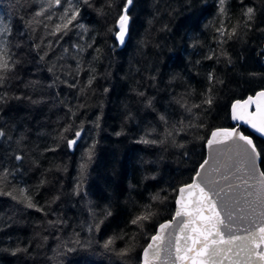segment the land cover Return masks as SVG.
<instances>
[{
	"label": "trees",
	"instance_id": "16d2710c",
	"mask_svg": "<svg viewBox=\"0 0 264 264\" xmlns=\"http://www.w3.org/2000/svg\"><path fill=\"white\" fill-rule=\"evenodd\" d=\"M125 2L79 0L80 15L74 24H83L88 31L72 27L59 39L60 34L46 35L43 24L34 25L35 31L25 27L41 0H0V17L11 29L9 40L20 45L10 51L20 63L0 88L10 97L0 104V128L6 133L0 137V170L15 169L9 182L29 187L44 209H27L0 196V264H62L57 251L68 257L67 264H141L150 237L174 214L173 189L189 183L205 159L212 130L231 125L234 100L264 88V0H226L227 15L219 13V0H133L128 38L120 45L116 20ZM247 7L256 10L250 28L243 27ZM62 11L54 8L51 21L40 19L49 25L58 23ZM221 22L228 30L240 22V34L222 42L216 32ZM76 44L86 48L79 55L85 70L78 77L59 68L49 73L53 63L66 66L65 70L76 67ZM64 48L69 52L64 53ZM45 51L48 55L42 61ZM89 66L96 70L91 85H87ZM210 72L216 82L208 80ZM56 75L68 84L78 80L77 87L53 84ZM29 81L38 86L26 88ZM208 94L214 97L211 105L192 113L182 106L185 100L189 105L201 104ZM27 97L40 101L35 118ZM161 115L167 117V125ZM181 120L185 130H174L175 144L171 138L164 144L139 142L142 136L164 139L165 128L174 124L179 128ZM190 123L203 126L188 128ZM69 125L71 131L63 132ZM81 125V137L69 149L61 134L71 139ZM242 129L253 136L258 148H264V138ZM93 144L83 192L73 195L83 154ZM17 154L23 160H15ZM261 166L264 171L262 161ZM42 179L47 181L43 186ZM57 195L60 199L50 203ZM155 195L160 199H153ZM90 208L96 213L95 222L103 221L92 231L88 230L94 223ZM146 209L154 215L143 227L130 223ZM104 210L111 215L102 216ZM55 220L66 223L48 225ZM75 233L85 247L71 242ZM109 237H116L114 250L103 248ZM65 242L75 251L64 249ZM127 246L133 248L128 256L115 255ZM16 248L27 251L13 254Z\"/></svg>",
	"mask_w": 264,
	"mask_h": 264
},
{
	"label": "snow or ice",
	"instance_id": "6c2138e0",
	"mask_svg": "<svg viewBox=\"0 0 264 264\" xmlns=\"http://www.w3.org/2000/svg\"><path fill=\"white\" fill-rule=\"evenodd\" d=\"M85 4L88 0H83ZM133 0H126L123 4L121 12L119 13L116 25L118 31L115 32L116 39L123 44L125 36L128 34V26L130 17L128 15L129 6L132 5ZM79 0H41L39 9L34 12L32 17L26 21L25 27L35 31L34 25L43 24L48 31L46 35L57 36L62 39L72 27H78L84 32L88 29L83 24H74L80 15V8L78 6ZM221 15H227L225 7L226 0H219ZM57 7H62L63 11L58 16V23L51 25L45 24L44 20L51 21L53 15L52 10ZM255 8L247 7L243 15L245 21L243 27L250 28L251 22L255 17ZM43 17L44 20H41ZM240 22L233 25L230 30L226 29L223 22L216 28L222 42L238 36L240 29ZM11 33L10 26L4 22V17H0V88L11 79L10 74L14 72L19 60L13 59L10 54L11 47H20L19 44L12 45L9 40ZM42 42H43V38ZM52 42H48V48L51 49ZM89 44L87 47H91ZM40 44H34V49H40ZM76 50V67L57 65L53 63L48 67L49 73H55L59 68L67 76H79L83 61L79 59V55L83 53L86 48L83 45H73ZM97 51H99L97 49ZM64 53H68L69 49L64 48ZM47 51L40 57L44 60L47 56ZM222 55L227 56L226 52ZM212 59V56L206 57ZM58 59H64L60 56ZM96 59V57H93ZM231 63V59H228ZM90 73L87 85H91L95 80V68L88 67ZM250 75H256L251 73ZM210 83L216 82L213 73L208 74ZM57 81L68 84L67 79H62L60 75H56L53 84ZM222 82V81H221ZM77 83L68 84L69 87H77ZM38 82L29 81L25 87H36ZM51 86V85H50ZM84 88H80L83 93ZM107 91V89H105ZM211 89H209V93ZM143 95V93H140ZM7 92H0V104L6 103L9 99ZM13 99H21L20 96H13ZM31 103H40L39 100H32L27 97ZM214 97L210 94L206 95L201 101V104L189 105L187 101H183L182 106L189 113L193 109H199L202 105H211ZM180 103V101H177ZM151 104V101H149ZM254 106V110L252 109ZM83 107V105H81ZM159 119L168 124L167 117L161 115ZM231 119L233 121H240L249 125L255 132L264 136V88L256 91L254 95H249L246 99L235 100L231 104ZM99 118H97L96 127H99ZM180 127L171 125L166 127L163 133L164 139H147L142 136L140 143L145 144H164L171 138V142L175 144L174 130L183 131L184 122L181 120L177 122ZM203 125L189 124L188 128L202 127ZM240 125L232 128H217L211 132L207 139V147L212 152L211 160L204 159L199 164V169L195 171L191 183H184L178 188L173 189L177 193L176 210L171 220L159 224L158 229L154 235L150 237L149 242L143 248L141 264H264V171H259L257 168V161L264 162V148H258L251 136L245 135L239 131ZM71 131V125L66 127L63 132ZM83 125L79 130L73 134V138L68 139L61 134V138L66 140L67 147L73 148L77 144V140L81 137ZM151 131H155L152 129ZM6 135L3 128H0V137ZM121 135V133H116ZM183 147V145H177ZM222 146V147H218ZM95 144L90 146L83 154L84 159L79 165V175L73 188V195H80L83 192V182L86 176L88 163L93 156ZM54 151L55 149H49ZM15 160H23V156L17 154ZM66 171V168L64 169ZM15 169L9 170L3 168L0 170V196L10 197L17 204L23 205L27 209H36L43 212L42 206L35 202L32 191L27 186H20L11 184L9 177L13 176ZM46 180H41L40 185L46 184ZM153 199H160L159 195L152 197ZM60 199L57 195L53 197L50 203H55ZM94 223L88 227L89 231L93 228L98 229L99 223L95 222L96 213L90 208ZM102 216L107 217L111 215L110 211L104 210ZM154 214L146 209L143 213L136 216L130 221L133 225L143 227V222L149 220ZM49 226L66 223L63 220L48 221ZM76 239L71 241L74 244L82 245L79 240V233H75ZM44 239H47L45 237ZM116 237H109L104 243L105 250H114L112 248ZM90 246V245H89ZM60 247V246H58ZM62 247L67 251H75V248H69L68 243H63ZM27 251V249L16 248L15 252ZM133 248L127 246L118 251L115 255L121 259L128 256ZM57 256L60 252L57 251Z\"/></svg>",
	"mask_w": 264,
	"mask_h": 264
},
{
	"label": "water",
	"instance_id": "95a60500",
	"mask_svg": "<svg viewBox=\"0 0 264 264\" xmlns=\"http://www.w3.org/2000/svg\"><path fill=\"white\" fill-rule=\"evenodd\" d=\"M129 28H130V21H129V26H128V32H129ZM127 38H128V34L125 36V42L123 43V44H121V45H124L125 43H126V41H127ZM260 90V89H259ZM258 91V90H257ZM255 94V93H254ZM254 94H250V95H254ZM249 96V95H248ZM247 96V97H248ZM247 97H245V98H243V99H246ZM243 99H236V100H243ZM235 101V100H234ZM233 101V102H234ZM232 102V103H233ZM250 110H254V106H253V108L252 109H250ZM230 112H231V108H230ZM231 122H232V124H233V126H227V127H217V128H232V127H236V125L237 124H239L240 125V127H239V131H241V132H243L244 133V131L242 130V127H247L248 128V130L251 132V133H253V134H255V135H257V136H260V137H262V138H264V136H261L259 133H257V132H255L249 125H247V124H244L243 122H240V121H233L232 119H231ZM217 128H215V129H217ZM215 129H213V130H215ZM212 130V131H213ZM245 135H248V136H251L252 137V139H253V141H254V138H253V136L252 135H250V134H246V133H244ZM210 135H211V133H210ZM210 137V136H209ZM255 142V141H254ZM218 147H222V146H218ZM211 157H212V152H211V150L207 147V143H206V158L205 159H209V160H211ZM257 168H258V170L259 171H263L262 170V167H261V160H258L257 161ZM198 169H199V167H198ZM189 183H191V182H189ZM176 201V200H175ZM175 210H176V204H175ZM174 214H175V211H174ZM174 214H173V216H174ZM172 216V217H173ZM172 218H170V219H168V220H171ZM168 220H165V221H163L162 223H164V222H166V221H168ZM161 224V223H160ZM157 229H158V227H157ZM157 231V230H156ZM156 233V232H155ZM157 264H161V261H157Z\"/></svg>",
	"mask_w": 264,
	"mask_h": 264
},
{
	"label": "rangeland",
	"instance_id": "374dc122",
	"mask_svg": "<svg viewBox=\"0 0 264 264\" xmlns=\"http://www.w3.org/2000/svg\"><path fill=\"white\" fill-rule=\"evenodd\" d=\"M21 53H22V52H21ZM27 58H28V56H27ZM30 92H32V90H31ZM26 105L28 106V108H29V110H30V111H29L30 114L33 115L32 117L35 118L36 115H37L38 112H39V111H38V105H37V103L33 104V103H31L30 101H27V102H26ZM47 231H50V230L47 229ZM61 257H63V259L65 260V262H64V260H63L62 264H67L66 262H67V260H69V259H68V257H66V256L64 255L63 252H60L59 258H61Z\"/></svg>",
	"mask_w": 264,
	"mask_h": 264
}]
</instances>
